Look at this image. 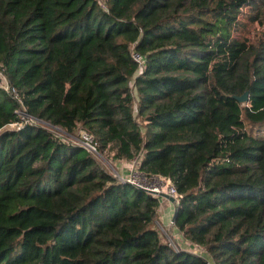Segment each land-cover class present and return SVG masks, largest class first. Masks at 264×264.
<instances>
[{
    "label": "trees",
    "instance_id": "1",
    "mask_svg": "<svg viewBox=\"0 0 264 264\" xmlns=\"http://www.w3.org/2000/svg\"><path fill=\"white\" fill-rule=\"evenodd\" d=\"M245 8L264 27V0H0V264H264V37L235 35ZM110 150L171 181L200 255L161 236L160 198Z\"/></svg>",
    "mask_w": 264,
    "mask_h": 264
},
{
    "label": "built area",
    "instance_id": "2",
    "mask_svg": "<svg viewBox=\"0 0 264 264\" xmlns=\"http://www.w3.org/2000/svg\"><path fill=\"white\" fill-rule=\"evenodd\" d=\"M132 57L135 60V62L139 65V71L138 73H141L142 70L145 68V61L144 58L140 55H138L135 52H132ZM0 85L7 91V92H14V90H11V87L9 86L8 82L6 81V79L4 78L3 72L0 70ZM20 115L23 116V119H25L24 114L20 112ZM33 122L34 120L28 118L27 122ZM44 126H48L51 128V126H49L46 123H42ZM10 127H14V129H19L20 125L18 124H13ZM76 144L86 148L88 151L93 152L95 154H98V149H97V144L94 141V138L86 133V132H80V136L79 139L76 141ZM139 165H140V161L135 160L132 162L131 165V169H130V173L128 175V178L123 179L120 176H118L116 174V176L122 181V182H127L130 183L142 190H145L146 192L150 193L149 191H153L155 192V197H159L158 195L160 194H167L169 196H171L172 198H174L176 200V204L175 206H177L180 202V195L177 192V189L175 188V186H173V184L171 183L170 180L165 179V178H161L163 180V185L160 188H155V189H148V188H144L143 186L140 185V183L137 181L138 175L140 176H144L140 171H139ZM158 178V177H155ZM162 198V197H159ZM173 245V247L176 250H179V247L175 244V243H171ZM181 249V248H180ZM202 252V249L197 247V251L195 252L196 254L200 255Z\"/></svg>",
    "mask_w": 264,
    "mask_h": 264
},
{
    "label": "rangeland",
    "instance_id": "3",
    "mask_svg": "<svg viewBox=\"0 0 264 264\" xmlns=\"http://www.w3.org/2000/svg\"><path fill=\"white\" fill-rule=\"evenodd\" d=\"M255 15V12L250 9V8H245L243 10V15L241 16L240 19V26L238 28L237 33L235 34L236 36H239V38L241 39H251V41H256L259 38H263L264 37V27H261L260 24L258 22H252L250 20V16ZM9 129H14V127H8ZM58 136L60 135H64L65 137V133L61 130L56 131L55 132ZM80 136V133H76L74 135L71 136L72 139L74 140H78ZM69 135H66L65 139H71ZM105 159H103L105 162V164H107V167L109 168H115L117 169L118 167V163L117 160L114 158V153L110 150L106 153V155L104 156ZM132 165V162L129 164ZM131 167V166H130ZM137 181L140 183L141 186H143L144 188H148V189H155V188H160L163 185V180L161 178H148L145 176H139L137 178ZM159 217H160V213H159ZM158 222H160L159 218H158ZM159 229H163L159 224H158ZM161 231V230H160ZM164 234V238L165 240L169 241V239L167 237H169L171 239V243H176V241L172 238L169 229H163L161 231ZM166 235V236H165ZM177 244V243H176ZM177 246L179 248L180 245L177 244Z\"/></svg>",
    "mask_w": 264,
    "mask_h": 264
},
{
    "label": "crops",
    "instance_id": "4",
    "mask_svg": "<svg viewBox=\"0 0 264 264\" xmlns=\"http://www.w3.org/2000/svg\"><path fill=\"white\" fill-rule=\"evenodd\" d=\"M117 163H118L117 169L111 168L113 173L117 174L123 179L128 178V175L131 169L130 167L131 165L129 164L131 162L117 160ZM160 200H161V208L159 210L160 217H158L160 222H157V227L159 224L163 229L165 230L169 229V232L172 238L176 241L178 245H180L182 250L195 253L197 251V248L191 245L188 241H186L184 237L182 236V234L173 226V217H174L175 210H176L175 204H172L169 200L165 198H160ZM163 229H159L158 227L159 231L160 230L162 231ZM161 231H160V234L164 238V234ZM167 238L171 240L169 237Z\"/></svg>",
    "mask_w": 264,
    "mask_h": 264
},
{
    "label": "water",
    "instance_id": "5",
    "mask_svg": "<svg viewBox=\"0 0 264 264\" xmlns=\"http://www.w3.org/2000/svg\"><path fill=\"white\" fill-rule=\"evenodd\" d=\"M236 99L240 102V103H247L249 101V93L246 92L245 94H243L241 97H236ZM150 194L155 195V192L153 191H149ZM159 197L165 198L167 200H169L172 204H176V200L174 198H172L171 196L167 195V194H160L158 195ZM177 213V210H175V214H174V218H173V222L175 220V215Z\"/></svg>",
    "mask_w": 264,
    "mask_h": 264
}]
</instances>
